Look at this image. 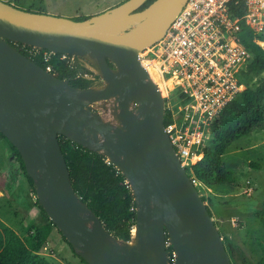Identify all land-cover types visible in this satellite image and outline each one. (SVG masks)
I'll list each match as a JSON object with an SVG mask.
<instances>
[{"label": "water", "instance_id": "95a60500", "mask_svg": "<svg viewBox=\"0 0 264 264\" xmlns=\"http://www.w3.org/2000/svg\"><path fill=\"white\" fill-rule=\"evenodd\" d=\"M147 1L125 0L73 21L0 0V133L19 152L49 221L85 264H170L167 246L173 264H232L165 133L164 94L139 59L187 0L141 9ZM10 43L90 58L104 85L74 88ZM108 100L116 103V124L92 111ZM59 137L103 155L124 175L136 210L130 242L114 238L78 197Z\"/></svg>", "mask_w": 264, "mask_h": 264}, {"label": "built area", "instance_id": "2783aa9c", "mask_svg": "<svg viewBox=\"0 0 264 264\" xmlns=\"http://www.w3.org/2000/svg\"><path fill=\"white\" fill-rule=\"evenodd\" d=\"M242 7L246 13L239 16ZM243 25L255 36L264 34V0H187L164 37L139 55L142 64L154 63L159 82L176 80L164 96L172 119L164 129L185 170L202 159L212 122L246 89L250 54L240 41ZM253 42L264 43L256 37ZM15 45L53 74L50 62L57 54ZM59 55L69 68L81 64L78 57ZM188 176L196 189L201 186Z\"/></svg>", "mask_w": 264, "mask_h": 264}, {"label": "trees", "instance_id": "16d2710c", "mask_svg": "<svg viewBox=\"0 0 264 264\" xmlns=\"http://www.w3.org/2000/svg\"><path fill=\"white\" fill-rule=\"evenodd\" d=\"M152 1L154 0H148L141 9ZM245 13V8L242 7L237 15L242 16ZM88 18V16H82L72 20L83 21ZM239 36L241 43L250 54L246 75L264 71V46L261 48L253 42L255 37L264 42V35L255 36L248 27L243 25ZM10 44L18 49L13 43ZM59 57V54L53 56L50 62L52 73L56 78L69 81V84L77 89L92 87V79L84 77L87 72L83 70V65L78 63L76 67L69 68ZM33 61L36 65L45 68L39 58H34ZM110 67L113 68V65L110 64ZM170 123H172L171 116L169 112L165 111L164 126ZM263 124L264 81H260L255 87H250L246 83V89L236 100L228 104L212 122L210 141L206 142L203 157L189 167V172L186 169L187 174L194 177L202 187L208 190L224 196L231 194L237 182L236 170L234 166L229 165L224 160V156L230 146L242 138L248 137L254 129L262 127ZM0 138L7 142L13 153L16 171L11 174V177L15 179L16 183L25 178L36 196L33 181L25 171L19 152L1 133ZM59 145L67 164L72 187L78 197L87 204L88 208L100 219L104 228L114 238L123 242H130L135 227L136 210L133 193L124 175L101 154L90 152L64 137H59ZM249 166L253 169L260 168L259 164L253 162ZM201 198L203 202H208L215 207L212 200ZM36 203L42 213L45 214L38 200ZM207 209L211 216L208 206ZM215 226L217 228L216 224ZM53 228L57 229L51 221H48L40 227L30 228L27 235L22 239L0 222V264H48L38 254L45 246ZM218 232L221 236L219 229ZM58 233L63 238L59 231ZM165 236L167 239V233ZM69 247L71 248L70 245ZM225 248L231 263L239 264L233 261L232 250L227 246ZM167 254L170 257V264H173L174 256L170 246L167 248ZM240 256L242 258V255ZM80 261L85 264L82 259ZM243 262L242 264H248L247 261ZM258 264H264V259Z\"/></svg>", "mask_w": 264, "mask_h": 264}, {"label": "rangeland", "instance_id": "374dc122", "mask_svg": "<svg viewBox=\"0 0 264 264\" xmlns=\"http://www.w3.org/2000/svg\"><path fill=\"white\" fill-rule=\"evenodd\" d=\"M2 1L25 11L74 19L97 15L125 0ZM263 45L264 43L259 44L260 47ZM80 62L88 77L92 78V87H102L104 82L95 62L87 57L81 58ZM260 81H264V71L246 75V82L250 87H255ZM167 89L170 88L162 91L166 97L171 90L166 91ZM115 105L114 100L98 102L92 105V111L105 121L116 124ZM210 137V134L208 136L206 134V142L210 141ZM224 160L236 170L237 182L234 191L224 196L202 186L197 190L201 197L212 200L215 204L213 207L204 202L211 211L217 229L221 232L223 243L233 252V261L239 264L244 263L243 261L258 264L264 259V124L254 129L248 137L230 146ZM251 162L259 164L260 168H251L249 166ZM15 171L13 153L7 142L0 138V222L23 239L30 228L40 227L47 223L49 218L37 205L36 196L26 179L23 178L16 183L11 177ZM187 171L189 172V168ZM38 256L48 264H84L55 228L52 229Z\"/></svg>", "mask_w": 264, "mask_h": 264}, {"label": "bare ground", "instance_id": "6f19581e", "mask_svg": "<svg viewBox=\"0 0 264 264\" xmlns=\"http://www.w3.org/2000/svg\"><path fill=\"white\" fill-rule=\"evenodd\" d=\"M154 63L151 61H144L143 66L148 70L151 79L158 84L160 90L163 92L165 91V88H172V83L175 82V78H170L168 80H164L159 82V76L154 72V69H152V65Z\"/></svg>", "mask_w": 264, "mask_h": 264}, {"label": "flooded vegetation", "instance_id": "af4514ba", "mask_svg": "<svg viewBox=\"0 0 264 264\" xmlns=\"http://www.w3.org/2000/svg\"><path fill=\"white\" fill-rule=\"evenodd\" d=\"M124 2V1H123ZM17 47V45H15Z\"/></svg>", "mask_w": 264, "mask_h": 264}]
</instances>
